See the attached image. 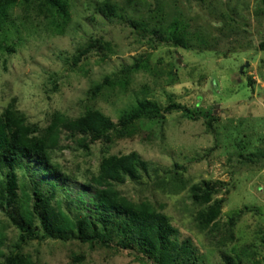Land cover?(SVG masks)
<instances>
[{"label": "rangeland", "instance_id": "374dc122", "mask_svg": "<svg viewBox=\"0 0 264 264\" xmlns=\"http://www.w3.org/2000/svg\"><path fill=\"white\" fill-rule=\"evenodd\" d=\"M12 2L0 27V112L14 98L30 123L44 127L55 111L98 110L114 124L108 141L84 149L81 135L64 138L55 157L64 171L81 181L102 156L134 151L144 166L116 184L119 193L149 202L180 238L191 237L196 264H264V0H66L65 16L39 12L33 0ZM173 20L184 25L190 49L167 42ZM89 36L101 48L69 68ZM104 78L107 85L94 90ZM138 100L155 103L162 116L121 126ZM170 102L179 107L164 111ZM31 167L43 190L49 181L63 184L65 196L92 208L93 188L63 183L34 161ZM206 187L217 190L209 204L224 200L215 223L201 228L192 196ZM4 221L0 211V250L8 252L17 230ZM23 252L44 264H143L76 242H32Z\"/></svg>", "mask_w": 264, "mask_h": 264}, {"label": "trees", "instance_id": "16d2710c", "mask_svg": "<svg viewBox=\"0 0 264 264\" xmlns=\"http://www.w3.org/2000/svg\"><path fill=\"white\" fill-rule=\"evenodd\" d=\"M26 1L29 6L30 0ZM33 1L39 12L56 8L60 14L67 15L66 0ZM8 4L11 6L12 0H0V27ZM103 8L114 11L107 2L103 3ZM187 34L182 22L173 20L167 28V42L190 49ZM101 45L100 38L89 36L76 47L67 65L71 69L77 68L89 52L101 48ZM260 45L264 49V42ZM199 50L210 49L202 45ZM107 82L104 78L94 90L99 91ZM15 102L11 98L0 112V211L17 233L8 252L0 250L3 258L0 264H44L24 254L23 247L32 242L41 245L52 240L125 252L143 264H196L200 250L191 237L180 238L178 228L149 202L134 203L119 193L116 184L123 182L126 175L132 180L137 178L138 171L144 166L136 152L102 156L97 170L83 173L81 181L64 171L56 160V152L61 150L64 138L75 140L81 135L77 144L84 149H89L96 140L105 138L108 141V131L114 127L109 117L93 108L76 117L55 111L43 127L30 123ZM178 107L170 102L163 110L169 112ZM129 111L120 116L123 127L143 117L162 116V110L149 100H138ZM33 161L63 183L93 188L88 199L92 208L80 196L76 197L78 201L65 196L63 184L49 181L50 189L43 190L34 177ZM155 177L160 178L159 174ZM216 191L206 187L203 192L192 196L200 206L196 223L201 228L212 226L220 213L223 198L209 204Z\"/></svg>", "mask_w": 264, "mask_h": 264}]
</instances>
